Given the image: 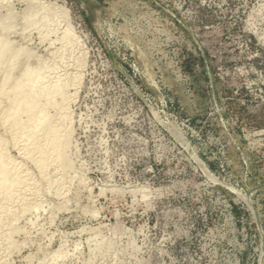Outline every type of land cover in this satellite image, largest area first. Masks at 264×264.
Returning <instances> with one entry per match:
<instances>
[{"label":"rangeland","instance_id":"374dc122","mask_svg":"<svg viewBox=\"0 0 264 264\" xmlns=\"http://www.w3.org/2000/svg\"><path fill=\"white\" fill-rule=\"evenodd\" d=\"M1 38L0 264L260 263L264 0H0ZM27 70L61 94L12 121Z\"/></svg>","mask_w":264,"mask_h":264},{"label":"bare ground","instance_id":"6f19581e","mask_svg":"<svg viewBox=\"0 0 264 264\" xmlns=\"http://www.w3.org/2000/svg\"><path fill=\"white\" fill-rule=\"evenodd\" d=\"M6 47L8 48V46H6L5 44L4 38L3 39L1 38L0 39V66L8 59L9 55H12L14 53V52L7 53ZM15 62L16 61H13L10 64V68L8 72L3 76L2 82L7 80L10 74L11 68L16 64ZM23 75H24V79H28V84L24 86V80L23 81L18 80L12 86V92L15 94V96H19L16 98V100L12 101V104L9 107L8 114L6 116L7 119L9 118L12 121H15L16 115L20 111H23L26 113H34V111H36L38 102L42 97L47 96V100H46L47 105H50V106L54 105V100H55L56 95H60L61 90H62V84H59V83H55L49 87H46V86L42 87L41 85H39L38 83L40 80V74L37 72L27 70L25 71ZM48 95L50 97H48ZM38 113H41L43 116L35 118L32 124L30 125V130L32 131V138L34 137L35 133L40 129V127L45 122L44 111H39ZM56 132L57 131H55L54 129L52 128L50 129L48 133V141L56 142L58 148L59 147L61 148L66 143V141L64 138H62V142H60L59 141L60 136L57 135ZM41 154H40V160L43 159V152H41ZM64 156L59 155V153H57L56 155V158L58 162L60 163V166L62 167V169L68 168V164H67L68 162L66 161V158ZM8 173L9 171L7 170L6 163L0 160V187H4L7 184L9 180ZM15 180L17 181V179Z\"/></svg>","mask_w":264,"mask_h":264},{"label":"water","instance_id":"95a60500","mask_svg":"<svg viewBox=\"0 0 264 264\" xmlns=\"http://www.w3.org/2000/svg\"><path fill=\"white\" fill-rule=\"evenodd\" d=\"M263 257H264V242H263V238H262V242H261V257H260V263L259 264H262Z\"/></svg>","mask_w":264,"mask_h":264}]
</instances>
